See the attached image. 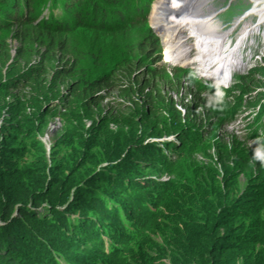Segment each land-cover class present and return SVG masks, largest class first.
<instances>
[{"label":"rangeland","instance_id":"374dc122","mask_svg":"<svg viewBox=\"0 0 264 264\" xmlns=\"http://www.w3.org/2000/svg\"><path fill=\"white\" fill-rule=\"evenodd\" d=\"M200 1L187 2L186 6L205 7L197 17L204 18L207 27H214L213 31H218L216 36L227 29L230 31L219 45L224 56L221 59L224 58L228 67L226 73L223 69L226 74V80L224 77L221 80L223 83L203 76L197 63L186 66L183 62L173 64L165 60V41L151 27L150 6L144 20L106 29L98 28V22L88 18L79 26H67L70 30L58 27L45 30V21L51 23V15H60L59 0L55 3L47 0L35 12L33 24L15 17L3 20L8 25L0 29V84L18 72L44 65L39 78L44 87L38 93L44 95H39L37 101L47 114L31 115L28 119L31 135L39 125L38 132L32 136L35 142H28L32 143L29 147L35 154L46 157L47 163L54 156L57 160L64 157L75 170L97 175L100 184L108 175L103 173L110 170L108 167L116 169L108 173L119 180H152L164 189L166 182L171 183L162 193L157 218L145 221L142 230L125 229V234L120 232L119 240H102L96 246L84 242L86 238L77 241L76 246L84 250L102 248L101 257L107 256L104 260L110 264L119 261L122 264H199L198 256L188 257L194 246L188 245L189 250L183 248L191 239L187 226L208 224L209 220L214 221L211 228L218 227L217 231L224 230L225 225L254 228L260 223L258 231L254 229L248 234L264 235V207H261L264 200L260 188L264 180V21L254 17L228 28L234 19L236 22L241 19L243 11L264 0H202L203 5ZM212 11L216 14L213 19L209 16ZM9 14L14 16L11 11ZM211 35L206 37L205 45H201L204 39L198 45L202 51L209 52L214 45ZM188 57L194 58L193 52ZM73 61L80 68L85 67L91 79L95 74L104 79L110 76L113 84L102 86L96 92L100 98L81 101L71 93V84L78 80L79 74L69 76L64 70L71 68ZM61 67L62 73L68 76L62 75L51 84L54 70ZM80 70L77 68L76 72ZM221 71L222 68L217 70L220 75L216 76H221ZM28 92L15 86L0 89L4 103L0 104V122L6 116V105ZM145 95L152 96L153 108L146 106ZM170 105L176 111V119L170 116ZM216 109H223L222 116ZM184 126L199 129L197 138L201 142L187 152L188 157L173 156L177 172L171 174V170L163 169L165 166L155 164L131 163L139 159L132 154L137 146L142 152L139 155L156 158L147 152L149 145L164 141L176 143L171 134ZM92 190L97 192L95 188ZM158 190L162 191L153 188L148 193ZM117 192L120 194V189ZM235 202L240 214L223 218L224 210L228 211ZM104 206V213L117 214L119 223L125 205L110 199ZM243 212H255L252 214L256 216L250 219ZM146 213L145 209L140 212L143 222ZM221 214L222 218H217ZM77 215L82 223L90 216L89 213ZM91 218L90 222L95 223L97 216ZM261 238L262 242L252 248L255 254L264 251V236ZM190 243L196 244V241ZM107 244L113 248L108 250ZM77 250L76 254H83ZM71 259L69 264H90L81 261L79 256ZM236 261L240 263L239 258Z\"/></svg>","mask_w":264,"mask_h":264},{"label":"trees","instance_id":"16d2710c","mask_svg":"<svg viewBox=\"0 0 264 264\" xmlns=\"http://www.w3.org/2000/svg\"><path fill=\"white\" fill-rule=\"evenodd\" d=\"M46 1L0 0V29L7 28L8 22L3 20L10 21L14 17L33 24L37 17L35 12ZM52 1L56 2V0ZM59 1L62 5L60 15L59 17L51 15V23L45 21L43 24L45 30H49L51 27L70 30L67 26H79L83 20L88 18L91 21H97L100 29L117 27L125 22L141 21L145 19L148 8L153 2V0ZM9 11L14 16L10 15ZM74 62H72L71 68L64 70L67 74L69 72V76L79 74L78 80L71 84V93L81 101L84 98H100L96 92L102 86L108 87L113 84L114 79L110 76L108 79H104L102 78L104 76L93 74L91 79L88 71H85L86 68H80L77 62ZM42 66L25 69L8 77L4 84H0V89L3 91L11 86L18 87L23 92L29 91L26 95L16 97L13 102L6 105V116L0 122V264H69L71 258L77 256L81 261H89L90 264H110L104 260L107 256L101 257L103 255L102 248L84 250L82 247L76 246L77 241H83L86 238L84 242L96 246L101 244L102 240L106 242L108 239L119 240L120 232L125 234V229L135 227L142 230L145 228V221L152 222L157 218L164 196L162 193L171 187V183L166 182L164 189L152 180L139 182L119 180L108 173L111 170L116 172V169L108 167L110 170L103 173L110 175H105L104 183L100 184L97 175L87 174L86 171L79 172L80 169L75 170L68 165V159L64 157L57 160V157L54 156L51 158V162L47 163L46 157L35 154L29 147L32 143L28 142L33 140L32 136L38 132L39 125L34 127V133L31 135L28 119L31 115L47 114L44 106L42 108L37 101L40 95L38 94L39 90L44 87V83L41 85L39 83V78L43 73ZM77 68L82 70L76 72ZM62 75L68 76L62 73V67L55 69L51 84ZM144 99L148 103L146 106H149L150 109L153 108L150 105L153 104L152 96L145 95ZM0 104H4L2 99H0ZM223 104L226 103L223 102ZM47 107L48 105L45 108ZM225 108L226 106L223 107V109ZM223 109H216L217 114L222 116ZM169 113L171 118L176 116V111L171 105ZM42 118L44 117L42 116ZM198 131L199 129L196 127L190 129L184 126L171 134L177 140L176 143L164 141L159 145H149L147 152L156 158L139 155L142 152L137 150L139 147L137 146L132 154L138 156L139 159L136 162L131 161V163L165 166L163 169L171 170V174H173L177 172L173 156L178 159L181 156L188 157L190 154L187 152L201 142L197 138ZM193 133L196 134V137H193L192 141L190 139H193ZM33 141L35 142V140ZM101 174L102 172L99 175ZM114 182L123 185L119 186ZM92 188H95L97 192H94ZM153 188L162 191L148 193ZM260 188L263 201L264 180ZM118 189L121 191L120 194L117 192ZM143 194L149 197L143 196ZM110 199L125 205L119 223L115 217L117 214L104 213V203ZM236 205L237 202L233 206H229L228 211L224 210V216L221 214L217 218H222V216L227 218L229 214L235 216L240 214ZM148 207H151L150 211H148ZM261 207H264V202ZM143 209L147 211L144 222L142 219L140 220V212ZM77 213H80V216L89 213L90 216L85 217L86 222L82 223L79 221ZM252 213L255 212L248 214L243 212L244 216H248L250 219L256 216ZM93 215L97 218L92 224L90 220ZM110 220L113 221L112 224L108 223ZM213 223L214 221L209 220L208 224L200 222L187 226L191 239L183 245V248L188 249L189 246H194V249H190L188 252L189 258L198 256L199 264H238L236 261L238 258L240 259L239 264H264V251H257L255 254V249H252L256 243L262 242L261 236L264 235L248 234L254 229L258 231L260 223L256 224L254 228L251 225L249 227L247 225L245 228L242 226L229 228L225 225V229L222 231H217L218 227L211 228ZM191 240H195L196 244H191ZM105 247L109 250L113 248V245L107 244ZM75 249L83 254H76ZM192 250L195 254H192ZM99 256L101 259L98 258ZM115 264H122V262L119 261Z\"/></svg>","mask_w":264,"mask_h":264},{"label":"bare ground","instance_id":"6f19581e","mask_svg":"<svg viewBox=\"0 0 264 264\" xmlns=\"http://www.w3.org/2000/svg\"><path fill=\"white\" fill-rule=\"evenodd\" d=\"M193 1L196 0H157L154 4L151 3L150 8H152V11L150 12L151 14L149 17L151 27L155 32H158L162 37L163 42L165 41V44L163 43L164 50H166L164 53L165 60L173 64H180V62H183L186 66L197 63L198 68L197 66L195 68L201 71L203 76L214 80L216 78L218 81L222 82L221 80H223V77L226 80V74H224V71L226 73L228 67L219 45L230 31L227 29L224 33L219 35L220 37L216 36L215 32L218 31H213L214 27H207L205 21H203L204 18L198 19L197 17V14L202 11V9L205 10V7L203 8L202 6L199 9L195 7L187 8L186 3ZM200 2L201 5L204 4L202 0ZM242 14L244 15L242 19L239 20L238 18L240 17H237L240 22H236V19H234V21L229 24V29L230 27L240 25L245 19L247 20L254 17L257 19L258 17L260 18L259 21H264V19H261L262 17L264 18V2H255L250 8L243 11ZM209 16L213 19L216 16L215 11H212V14ZM257 24L259 25V23ZM210 34L215 35L210 36L211 39L215 40V43L210 48L209 52L205 50L202 51V48L200 46L198 47V45L203 39L201 45H205V39L206 37H209ZM179 51L181 52L179 53ZM190 52H193L194 58L190 57L191 59H189L188 53ZM221 56H223V60L221 59ZM181 65L183 66V64ZM220 68H222L221 76H216L220 75L217 74V70Z\"/></svg>","mask_w":264,"mask_h":264}]
</instances>
